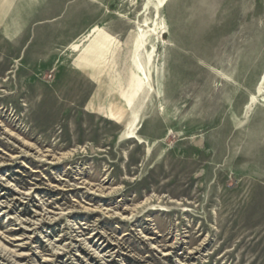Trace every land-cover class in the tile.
Here are the masks:
<instances>
[{"label": "rangeland", "instance_id": "obj_1", "mask_svg": "<svg viewBox=\"0 0 264 264\" xmlns=\"http://www.w3.org/2000/svg\"><path fill=\"white\" fill-rule=\"evenodd\" d=\"M0 264H264V0H0Z\"/></svg>", "mask_w": 264, "mask_h": 264}, {"label": "crops", "instance_id": "obj_2", "mask_svg": "<svg viewBox=\"0 0 264 264\" xmlns=\"http://www.w3.org/2000/svg\"><path fill=\"white\" fill-rule=\"evenodd\" d=\"M94 33L89 34V36L91 37ZM111 43V40L107 36L99 35L95 43L87 50L88 56L86 55L84 63L95 64L98 62L99 58L110 47Z\"/></svg>", "mask_w": 264, "mask_h": 264}, {"label": "bare ground", "instance_id": "obj_3", "mask_svg": "<svg viewBox=\"0 0 264 264\" xmlns=\"http://www.w3.org/2000/svg\"><path fill=\"white\" fill-rule=\"evenodd\" d=\"M96 31H97L96 29H93V30L91 31L90 35H91L92 33L96 32ZM151 58H152V57H151Z\"/></svg>", "mask_w": 264, "mask_h": 264}]
</instances>
